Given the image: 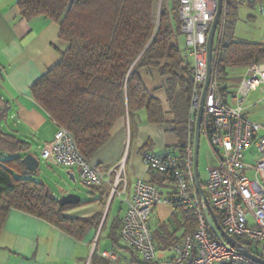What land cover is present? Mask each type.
Here are the masks:
<instances>
[{
    "label": "trees",
    "instance_id": "obj_1",
    "mask_svg": "<svg viewBox=\"0 0 264 264\" xmlns=\"http://www.w3.org/2000/svg\"><path fill=\"white\" fill-rule=\"evenodd\" d=\"M224 4L229 14L216 73L221 93L227 97L237 89L240 71L264 64V43L235 40L229 19L232 14L237 19L238 5L233 11L228 0ZM18 6L24 20L47 18L60 27V40L67 44V50L60 62L33 84L31 92L50 118L73 134L86 159L92 161L124 118L132 119L145 111L149 124H165L161 102L150 96L139 76L141 69L155 68L170 77L168 98L175 116L180 166L185 169V148L189 136L195 139V127L189 125L192 61H187V50H180L174 42L182 35L179 0H19ZM6 114L0 105V233L10 212L17 210L84 240L92 230L99 229L103 214L85 219L66 216L85 202L61 206L46 183L32 178L34 174L27 170L22 156L29 154L30 147L3 132ZM158 175L161 181L169 180L165 173ZM201 185L205 190V183L201 181ZM182 211L181 237L168 233L165 226L153 233L154 241L160 242L159 250L174 247L197 231L196 216ZM216 214L222 225V215ZM122 224L123 220L116 221L110 235L116 246ZM210 234L217 240L213 230ZM237 241L252 251L243 239Z\"/></svg>",
    "mask_w": 264,
    "mask_h": 264
},
{
    "label": "built area",
    "instance_id": "obj_2",
    "mask_svg": "<svg viewBox=\"0 0 264 264\" xmlns=\"http://www.w3.org/2000/svg\"><path fill=\"white\" fill-rule=\"evenodd\" d=\"M181 32L192 60L193 80L190 103V128L196 127L202 94L208 80V37L219 8L218 0H179ZM229 14L224 4L212 54L210 83L207 90L201 136L210 145L216 165L207 168L205 193L214 212L223 217L222 227L234 239L249 244L251 254L264 260V127L248 118L251 94L264 87V64L252 65L239 74L235 92L224 97L216 67ZM41 158L47 164L77 168L87 187L108 186L115 196L123 179L124 164L118 171L104 172L78 149L75 137L59 127L51 143L42 147ZM145 167L167 174L175 193L165 196L149 182L138 181L133 199L120 230L126 247L151 264H259L244 257L235 245L214 240L206 204L201 200L194 172V139L189 136L185 148V169L174 156L155 157L142 152ZM117 178L113 181L112 174ZM166 204L191 211L197 219V231L167 251H160L154 241L150 223L156 207ZM217 215V214H216ZM217 238V237H216ZM171 256H165L166 253Z\"/></svg>",
    "mask_w": 264,
    "mask_h": 264
},
{
    "label": "crops",
    "instance_id": "obj_3",
    "mask_svg": "<svg viewBox=\"0 0 264 264\" xmlns=\"http://www.w3.org/2000/svg\"><path fill=\"white\" fill-rule=\"evenodd\" d=\"M18 1L0 0V105L7 112L2 130L5 134L26 142L30 147L29 154L38 156L40 162H43L40 155L42 147L54 140L58 125L34 101L31 87L60 62L61 54L67 50V44L60 40V27L53 21L47 18L24 20ZM248 6L253 13L246 17L247 21L257 20L255 12L260 11L264 15V0L250 1ZM176 42L180 50L186 51L183 35L177 37ZM139 76L150 96L161 102L165 124H149L145 111L139 112L132 119L124 118L114 126L109 142L92 159L91 163L104 172H117L124 164L123 179L126 180V184L122 183L119 187L120 194L115 196L108 186L90 187L88 199H81L85 205L66 213L67 217L82 219L103 214L99 229L92 230L80 241L40 218L12 210L0 233V264L144 262L128 250L121 239L120 231L117 246L113 244L110 235L116 221L124 220L128 202L133 199L134 187L138 181L158 186L165 196L175 193V185L170 180L161 181V176L158 175L160 172L154 175L145 167L142 152L147 150L155 157L174 156L180 159L181 150L174 134L175 116L168 98L170 77L163 76L155 68L141 69ZM259 92H263V97L259 96ZM253 98L255 101L250 102ZM259 104H264L263 88L251 94L246 116ZM259 124L264 127V122ZM213 160L216 165L214 158ZM54 167L69 169L72 179H75L74 171L77 170L80 179L77 168ZM38 173L32 177L36 181L38 180L35 175ZM116 178L117 174L113 173V181ZM150 223L153 233L165 226L168 233L181 237L184 231L181 229L184 224L183 211L162 204L155 208ZM102 239L104 243L100 245ZM155 243L158 248L160 242L156 239ZM165 256L171 254L167 252Z\"/></svg>",
    "mask_w": 264,
    "mask_h": 264
},
{
    "label": "rangeland",
    "instance_id": "obj_4",
    "mask_svg": "<svg viewBox=\"0 0 264 264\" xmlns=\"http://www.w3.org/2000/svg\"><path fill=\"white\" fill-rule=\"evenodd\" d=\"M161 1L162 0H160V2ZM228 1L231 5H233V11L236 4L239 6L237 10V19L233 16V14L229 19V30L230 28H232V33L235 37V40L248 41L251 43H264V15L260 11L255 12V15L257 17V20L255 22L246 20V17H248L250 13H253V10H251V8L248 6V3L254 0ZM167 7L171 9L170 2H167ZM174 42H176V39L174 40ZM180 42L183 43L182 41ZM189 60L190 59L188 58L187 61ZM262 88L264 89V87ZM259 96L263 97V92H259ZM253 101H255V98L251 99L250 102ZM247 116L252 120L255 119L254 121L263 123L264 104L262 106L259 104V106H257L255 109H252L249 113H247ZM213 165V154L209 142L207 138L202 135L200 139L199 149V176L203 183H205L207 179V168L213 167ZM68 171L69 169L67 168H56L54 166L49 167L43 161L41 162L39 173L38 175H35V178L38 181L45 182L50 187L57 200H60L63 196L69 194L78 195L83 201L87 200L89 197V193H91L90 187L85 186L81 182L77 170L74 171L75 179L71 178V174H69ZM103 241L104 239H102L100 245L104 243Z\"/></svg>",
    "mask_w": 264,
    "mask_h": 264
},
{
    "label": "water",
    "instance_id": "obj_5",
    "mask_svg": "<svg viewBox=\"0 0 264 264\" xmlns=\"http://www.w3.org/2000/svg\"><path fill=\"white\" fill-rule=\"evenodd\" d=\"M219 1V8L217 15L214 19V22L212 24L209 37H208V80L205 85L204 92L202 94L201 103H200V109L197 116V122L195 127V142H194V172H195V180H196V188L197 192L201 198V200L206 204L208 214H209V223L213 228V231L217 237L218 240L226 241L229 244L235 245L238 249V251L246 258L251 259L259 264H264V260L254 256L250 253V251L243 245H241L236 239L232 238L227 234V232L224 230L222 225L219 223L218 218L212 207L210 206L208 197L204 191V188L201 185L200 176H199V149H200V139H201V128L203 123V116H204V105L207 95L208 86L210 83V74H211V68H212V54H213V48L215 43V37L216 33L221 21L222 17V10L224 5V0H218ZM23 163L26 166L27 170L33 174H37L40 167V160L38 157H36L34 154H27L23 158ZM59 203L61 206H70V205H79L81 203V198L78 195L75 194H69L66 196H63Z\"/></svg>",
    "mask_w": 264,
    "mask_h": 264
}]
</instances>
